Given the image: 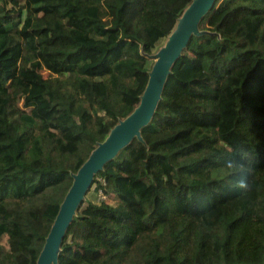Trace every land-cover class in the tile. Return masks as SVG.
Wrapping results in <instances>:
<instances>
[{
	"label": "trees",
	"instance_id": "trees-1",
	"mask_svg": "<svg viewBox=\"0 0 264 264\" xmlns=\"http://www.w3.org/2000/svg\"><path fill=\"white\" fill-rule=\"evenodd\" d=\"M191 1L0 0V264H36L72 174L139 104L147 55ZM199 29L58 264H264V0H215Z\"/></svg>",
	"mask_w": 264,
	"mask_h": 264
},
{
	"label": "water",
	"instance_id": "water-1",
	"mask_svg": "<svg viewBox=\"0 0 264 264\" xmlns=\"http://www.w3.org/2000/svg\"><path fill=\"white\" fill-rule=\"evenodd\" d=\"M214 2L215 0H192L178 18L175 28L164 44L155 53L147 55L154 61L139 104L111 128L105 139L97 144L77 172L72 174L71 186L60 204L36 264H58V251L62 238L95 174L133 138L143 142L141 128L150 122L154 114L172 65L180 57L192 36L209 33L199 29V22L212 8Z\"/></svg>",
	"mask_w": 264,
	"mask_h": 264
},
{
	"label": "clouds",
	"instance_id": "clouds-1",
	"mask_svg": "<svg viewBox=\"0 0 264 264\" xmlns=\"http://www.w3.org/2000/svg\"><path fill=\"white\" fill-rule=\"evenodd\" d=\"M235 156H238V155H235ZM243 161H244V159L241 156L239 159H236L235 157L231 158L227 161V168L231 169V168L235 167L238 170L243 171L246 167V165L244 164ZM236 184H237V188L239 190H242L243 192L250 191L251 186H250L249 180L247 178L238 180L236 182Z\"/></svg>",
	"mask_w": 264,
	"mask_h": 264
},
{
	"label": "rangeland",
	"instance_id": "rangeland-1",
	"mask_svg": "<svg viewBox=\"0 0 264 264\" xmlns=\"http://www.w3.org/2000/svg\"><path fill=\"white\" fill-rule=\"evenodd\" d=\"M164 42H165V40L162 41L160 45L162 46V45L164 44ZM155 52H156V51H155ZM155 52H154V53H155ZM153 61H154L153 59H150V63H151V65L153 64ZM88 197H89V199L92 200V201H98V199L96 200L97 197L95 198V193H94L93 191H91V192L88 194Z\"/></svg>",
	"mask_w": 264,
	"mask_h": 264
},
{
	"label": "built area",
	"instance_id": "built-area-1",
	"mask_svg": "<svg viewBox=\"0 0 264 264\" xmlns=\"http://www.w3.org/2000/svg\"><path fill=\"white\" fill-rule=\"evenodd\" d=\"M104 196L101 194V191H99L98 199H102Z\"/></svg>",
	"mask_w": 264,
	"mask_h": 264
}]
</instances>
